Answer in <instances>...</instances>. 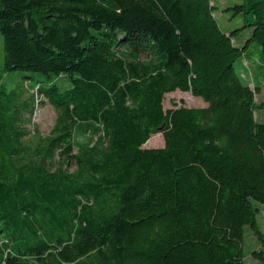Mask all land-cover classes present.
Masks as SVG:
<instances>
[{"label":"trees","instance_id":"1","mask_svg":"<svg viewBox=\"0 0 264 264\" xmlns=\"http://www.w3.org/2000/svg\"><path fill=\"white\" fill-rule=\"evenodd\" d=\"M214 8L0 0V264H245L248 234L264 263V0L227 6L230 31ZM175 89L206 105L165 108ZM38 95L56 111L45 135Z\"/></svg>","mask_w":264,"mask_h":264},{"label":"rangeland","instance_id":"2","mask_svg":"<svg viewBox=\"0 0 264 264\" xmlns=\"http://www.w3.org/2000/svg\"><path fill=\"white\" fill-rule=\"evenodd\" d=\"M241 0H211V2L215 5L214 8V15L220 25V27L223 30H233L237 27H240L243 23V18L241 13H234L232 8L225 9L227 6L233 5L235 2H240ZM250 28H243L241 29L235 36V40L238 44H243L245 40L250 35ZM256 44L254 42H251L249 49L250 52L257 53V51L254 49ZM247 59H250V56L247 57ZM241 59L238 58L235 62V67L237 70L242 69L243 72H247L248 70L242 65ZM3 62V49H2V39L0 34V65ZM28 70H19L15 69L9 72H6L4 74V79L8 80H22V75L25 73H29ZM250 81V85L252 86V81L248 77ZM18 81V82H19ZM24 94L23 97H26L29 93L32 92V89L23 88ZM41 95H38L37 100H35V109L32 113V121L33 124L37 127L39 132H41L43 135L47 134L55 121L56 111L54 107L48 103L47 101H40ZM255 99L257 102H260L264 100V83L261 85V90L258 93H255ZM206 102L202 99L200 96L192 95L189 91H182L179 89H175L170 92H166L164 94L163 99V106L165 108L172 106L174 103H184L188 106H201L205 105ZM254 115L256 120L263 121L264 122V107H256L254 110ZM28 127H32V124H28ZM152 137V138H151ZM151 140L149 142H145L144 146H161L163 145V135L160 130L154 131L151 134ZM149 140V139H148ZM70 165V164H69ZM68 165V166H69ZM73 165H70L69 168H72ZM258 220L260 222V226L262 230H264V206L262 207V210L258 213ZM258 243L255 239V237L251 234H248L247 239L244 243V263L245 264H264L257 258L253 257L251 255V250L257 249Z\"/></svg>","mask_w":264,"mask_h":264},{"label":"crops","instance_id":"3","mask_svg":"<svg viewBox=\"0 0 264 264\" xmlns=\"http://www.w3.org/2000/svg\"><path fill=\"white\" fill-rule=\"evenodd\" d=\"M204 103V102H203ZM205 104V103H204ZM206 105V104H205ZM201 106H204V105H201ZM148 141V140H147Z\"/></svg>","mask_w":264,"mask_h":264}]
</instances>
